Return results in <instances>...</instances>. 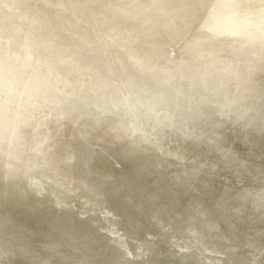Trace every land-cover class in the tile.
Here are the masks:
<instances>
[{"label":"clouds","instance_id":"1","mask_svg":"<svg viewBox=\"0 0 264 264\" xmlns=\"http://www.w3.org/2000/svg\"><path fill=\"white\" fill-rule=\"evenodd\" d=\"M0 264H264V0H0Z\"/></svg>","mask_w":264,"mask_h":264}]
</instances>
